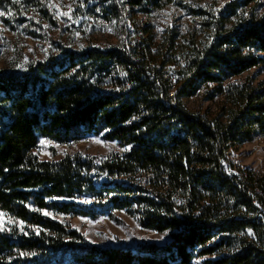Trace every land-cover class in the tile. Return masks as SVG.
Segmentation results:
<instances>
[{"label":"trees","instance_id":"1","mask_svg":"<svg viewBox=\"0 0 264 264\" xmlns=\"http://www.w3.org/2000/svg\"><path fill=\"white\" fill-rule=\"evenodd\" d=\"M128 1L148 14L179 6L193 24L127 29L119 1L104 0L103 18L120 22L122 43L60 46L25 71L0 70V264H264V175L223 167L231 149L264 136V80L250 73L264 69V13L256 12L264 0ZM0 11L18 37L57 25L48 0H0ZM209 88L204 98L221 97L217 108L189 109ZM90 134L122 151L100 160L36 153L41 138L65 144ZM98 210L113 218L126 210L170 240L99 247L56 218Z\"/></svg>","mask_w":264,"mask_h":264},{"label":"rangeland","instance_id":"2","mask_svg":"<svg viewBox=\"0 0 264 264\" xmlns=\"http://www.w3.org/2000/svg\"><path fill=\"white\" fill-rule=\"evenodd\" d=\"M96 3L89 5L86 0H48V6L57 25L54 27L48 22H42L44 33L39 37L26 34L16 36L8 27L2 17L6 13L0 11V70L15 67L25 71L27 64L32 60H47L51 56L60 55V46L72 50H82L89 46L106 48L123 42L124 36L120 22L116 19L108 22L103 18L102 5L104 0H94ZM123 11L125 26L132 27V23H152L158 34L170 26H177L187 30L193 24V19L181 7L169 5L151 14L141 12L138 7H133L128 0H118ZM194 6L217 8L228 0H185ZM97 5V6H96ZM258 14L264 13V7H256ZM132 21V22H131ZM17 57H19L18 61ZM256 76V82L264 80V69L254 68L250 71ZM211 91L203 89L199 95L186 101L189 109L193 111L207 109L215 110L222 101L221 97L207 100L204 93ZM122 151L116 141L106 140L101 134H90L77 142L58 144L41 138L36 153L41 159L56 160L68 154L82 153L84 156H96L97 160L107 158L115 152ZM55 152H57L55 154ZM231 160L240 164L254 174L264 175V136H257L247 141L242 146L234 149L230 155ZM105 175L94 178V182L106 180ZM94 216H56L57 219L69 222L72 228L79 232L93 244L99 247L130 246L137 248L145 244L164 245L170 240V232H157L143 228L136 218L126 210H114V218L109 215V210L97 211ZM5 217L0 216L3 224ZM203 258L195 260V264H202Z\"/></svg>","mask_w":264,"mask_h":264},{"label":"built area","instance_id":"3","mask_svg":"<svg viewBox=\"0 0 264 264\" xmlns=\"http://www.w3.org/2000/svg\"><path fill=\"white\" fill-rule=\"evenodd\" d=\"M232 152H233V149H231L230 152L227 154L226 158L223 159L224 171L229 176H238L241 178L243 176L244 170L246 168H243L240 164L231 160L230 155ZM255 202H256V200H255Z\"/></svg>","mask_w":264,"mask_h":264},{"label":"water","instance_id":"4","mask_svg":"<svg viewBox=\"0 0 264 264\" xmlns=\"http://www.w3.org/2000/svg\"><path fill=\"white\" fill-rule=\"evenodd\" d=\"M96 3L94 0L89 2V5Z\"/></svg>","mask_w":264,"mask_h":264}]
</instances>
